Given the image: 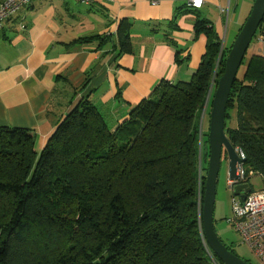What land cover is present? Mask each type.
<instances>
[{"label": "trees", "instance_id": "obj_1", "mask_svg": "<svg viewBox=\"0 0 264 264\" xmlns=\"http://www.w3.org/2000/svg\"><path fill=\"white\" fill-rule=\"evenodd\" d=\"M129 31L125 22L116 29L118 56L132 52ZM194 33L205 36L206 51L191 79L161 80L122 119L108 124L90 100H80L39 153L32 131L0 127V264H222L202 232L206 173L199 121L206 104L209 120L231 46L220 49L206 20H196ZM231 113L235 125L227 127ZM224 130L243 152L245 172L254 173L245 183L252 190L251 179L259 177L264 187L259 55L244 61L240 77L237 72ZM204 155L207 163L208 147Z\"/></svg>", "mask_w": 264, "mask_h": 264}, {"label": "crops", "instance_id": "obj_2", "mask_svg": "<svg viewBox=\"0 0 264 264\" xmlns=\"http://www.w3.org/2000/svg\"><path fill=\"white\" fill-rule=\"evenodd\" d=\"M203 1L191 10L186 0H78L86 8L79 11L67 0L60 13L51 0H31L0 29V127L32 131L41 150L80 100L119 120L161 80L189 81L206 51L205 36L194 33V12L213 7L229 14L227 0ZM121 22L130 26L132 52L118 56ZM210 24L218 29L221 20ZM92 36L108 39L73 43Z\"/></svg>", "mask_w": 264, "mask_h": 264}, {"label": "water", "instance_id": "obj_3", "mask_svg": "<svg viewBox=\"0 0 264 264\" xmlns=\"http://www.w3.org/2000/svg\"><path fill=\"white\" fill-rule=\"evenodd\" d=\"M264 18V0H254L251 11L238 32L229 53L225 59L224 72L218 79L212 97L208 122L209 156L204 183L201 223L205 242L211 252L222 264H248L241 258L227 250L217 236L214 228L213 212L216 195L217 176L223 152L228 160V174L231 179L239 178L237 166L245 162L239 158L235 149L225 136V111L232 85L246 51ZM204 107L202 119L206 111ZM201 119V120H202ZM243 155V152H240ZM233 196L244 200L245 195L251 193L248 184H238L233 187Z\"/></svg>", "mask_w": 264, "mask_h": 264}, {"label": "rangeland", "instance_id": "obj_4", "mask_svg": "<svg viewBox=\"0 0 264 264\" xmlns=\"http://www.w3.org/2000/svg\"><path fill=\"white\" fill-rule=\"evenodd\" d=\"M53 7L58 9L60 13H65V7H64V1L67 0H51ZM254 3V0H230L229 1V14L220 13L222 15H219L220 13L218 10L214 9L213 7L203 9L199 12H194V17L199 20H206L210 23H212L215 27L218 20H221V27L217 29L216 32H219V39H220V49H228L230 46H232L237 34L239 28L242 27L244 24L246 18L248 17L252 5ZM71 4H73L76 8H78L79 11L86 10L85 6H82L78 0H71ZM71 6V5H70ZM73 9L77 11L74 7ZM19 12L15 13L12 17H16ZM71 15V12L68 13V17ZM92 16V15H91ZM196 22V20H195ZM105 24H107V20L105 19ZM215 32V33H216ZM258 31L256 32L255 36L253 37L246 54L244 56L243 64L241 65L238 76L240 77L243 69H244V61L246 62L247 58H249L252 55H258L260 51V46L257 41ZM103 116L105 117V111ZM120 115H116L115 118L110 117L109 114L107 116L106 122L110 124L109 122L114 121L115 119L120 118ZM204 119V117H203ZM199 121V129H200V136L203 138V141L205 142L207 139V133H208V119ZM235 125V120L233 113H231V118L227 121V127H233ZM111 126V125H110ZM35 135V134H34ZM35 143H36V150L39 153L40 150H38V137L35 135ZM203 142L202 146V156L203 159V171L206 173L207 169V163L204 162L205 160V153L207 151L208 145ZM204 174V173H203ZM228 180V160L226 154L223 152L221 163H220V169L217 176V183H216V195H215V204H214V212H213V220H214V228L217 236L221 241L230 247V249L242 260L248 262L249 264H261L259 258L254 255L249 248L241 243L240 237L234 232L232 226L228 223V220L232 217V211H231V200L234 197L233 196V190L229 188L227 185ZM252 186L253 192H258L263 188L262 181L259 177H254L251 179L250 182Z\"/></svg>", "mask_w": 264, "mask_h": 264}, {"label": "built area", "instance_id": "obj_5", "mask_svg": "<svg viewBox=\"0 0 264 264\" xmlns=\"http://www.w3.org/2000/svg\"><path fill=\"white\" fill-rule=\"evenodd\" d=\"M31 0H3L0 3V29L5 21L10 19L20 9L27 6ZM227 0V11L229 10ZM83 5H91L95 0H79ZM204 5L203 0H186V7L191 10H200ZM223 12V10H221ZM257 41L260 46L259 56L264 58V18L258 28ZM239 158L244 159L241 151L235 149ZM239 178L231 179L228 174L227 185L230 189L238 184H246L245 180L253 177V172L246 173L244 163L237 166ZM232 217L228 223L240 237L241 243L256 255L261 264H264V187L258 191L245 195L243 201L239 197L231 200Z\"/></svg>", "mask_w": 264, "mask_h": 264}]
</instances>
